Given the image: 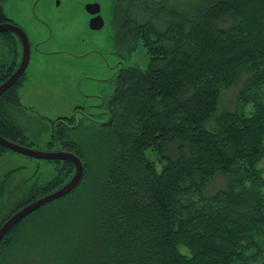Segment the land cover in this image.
<instances>
[{"label": "trees", "instance_id": "1", "mask_svg": "<svg viewBox=\"0 0 264 264\" xmlns=\"http://www.w3.org/2000/svg\"><path fill=\"white\" fill-rule=\"evenodd\" d=\"M111 14L115 52L140 45L148 62L117 71L104 112L53 121L48 147L84 167L67 196L85 190L88 203L60 264H264V0H115ZM17 61L0 68V84ZM24 80L0 96V136L21 146L28 138L9 108L21 107ZM238 83L228 110L222 95ZM45 161L53 177L12 187L6 219L72 177L71 163ZM63 198L8 231L0 264L20 230Z\"/></svg>", "mask_w": 264, "mask_h": 264}, {"label": "rangeland", "instance_id": "2", "mask_svg": "<svg viewBox=\"0 0 264 264\" xmlns=\"http://www.w3.org/2000/svg\"><path fill=\"white\" fill-rule=\"evenodd\" d=\"M57 1L60 2L59 6H56ZM83 1L40 0L34 9L37 17L30 4L33 0L1 1L5 13L21 22L32 40L43 41L40 49L48 52L38 53L31 49L25 80L17 89L21 107L9 108L12 120L28 138L24 145L26 148L41 152L56 151L48 147L53 121L58 117L71 116L76 121L81 120L83 115L75 110L77 107H84L91 112V116L104 112L100 104L111 97L116 86L114 77L117 71L127 66L144 68L148 62V56L140 45L129 56L115 52L112 46L110 0H100L104 26L96 31L89 28V17L81 10ZM37 18L46 23L45 26ZM52 52L55 53L49 54ZM12 56L10 44L0 37V68L9 66ZM239 85L223 93L224 108L234 109ZM54 166V163L42 159L4 151L0 155V185H4L2 177L8 172L10 179L2 187L0 208L3 213H0V220L6 217V212L18 196V192L12 194L10 189L18 182L29 186L34 180L43 183L51 179L55 174ZM258 167L263 169L264 176V158ZM81 193L78 196L66 195L39 211V215L20 230V239L5 250L1 264L62 263L64 246L72 236L68 229H73L72 225H75L72 219L82 215L87 208V195ZM4 221H0V226ZM76 222L80 224L81 221Z\"/></svg>", "mask_w": 264, "mask_h": 264}, {"label": "water", "instance_id": "3", "mask_svg": "<svg viewBox=\"0 0 264 264\" xmlns=\"http://www.w3.org/2000/svg\"><path fill=\"white\" fill-rule=\"evenodd\" d=\"M93 6V5H92ZM91 14L97 13V10H90ZM104 25V22L100 16H96L90 19L88 26L91 30H100ZM11 31L20 39L22 44V55L20 63L16 70L3 82L0 84V96L10 87H12L16 81L23 75L25 72L29 60H30V43L27 38L26 33L19 27L11 24H0V33ZM0 146L6 148L7 150L34 158L42 160H62L71 163L74 166V173L72 177L63 184L60 188L47 194L43 197H40L33 202L25 205L20 208L18 211L13 213L9 218H7L3 224L0 226V241L6 235V233L20 220L26 217L31 212L37 210L43 205L55 201L59 198H62L69 193H71L80 183L83 176V165L78 156L73 153L65 152L61 150L41 152L26 148L19 144L13 143L0 136Z\"/></svg>", "mask_w": 264, "mask_h": 264}, {"label": "flooded vegetation", "instance_id": "4", "mask_svg": "<svg viewBox=\"0 0 264 264\" xmlns=\"http://www.w3.org/2000/svg\"><path fill=\"white\" fill-rule=\"evenodd\" d=\"M40 0H33V2L32 3H30L31 5H32V12H33V14L35 15V17H37L36 16V14H35V11H34V9H35V7L37 6V3L39 2ZM115 0H110V4H109V12L111 13V11H112V9H113V2H114ZM22 3H24V2H22ZM60 5V2L59 1H57V3H56V6H59ZM93 5V6H92ZM81 10H82V12H85L87 15H88V23H89V21H90V19L91 18H93V17H96V16H100L101 18H102V20H103V15H102V4L100 3V0H84L82 3H81ZM90 10H97V13H95V14H91L90 13ZM7 15V14H6ZM111 15L112 14H110V23H111ZM7 18H8V20H7V22L6 23H1V24H11V25H15V26H17V27H19V28H21L25 33H26V35H27V38H28V40H29V43H30V49H34L36 52H38V53H47L48 54V52H45V51H42L41 49H40V46H41V44H43L44 42L43 41H41V40H32V38H31V35H30V33H29V31L22 25V23L21 22H18L17 20H15L14 18H11V17H9L8 15H7ZM38 19V18H37ZM38 22H40L43 26H45V24L46 23H44V22H42L40 19H38L37 20ZM103 22H104V20H103ZM104 26V25H103ZM102 29V28H101ZM8 34L10 37H8V39H9V41L5 38V37H3V36H0V37H2L4 40H6L9 44H10V46H11V48L13 47V46H15L16 48H17V50H18V47H19V50H18V52L20 53H18L17 51H16V56L14 55V52L13 51H11V49H10V51L13 53V56L11 57V62L15 59V57H18V61H17V65H16V67H15V70H16V68L18 67V65H19V63H20V59H21V55H22V44H21V41H20V39L16 36V34H14L13 32H11V31H7V32H2V33H0V34ZM13 49V48H12ZM55 52H52V53H49V54H54ZM30 54H31V51H30ZM31 56V55H30ZM80 57H82V56H80ZM83 57H85L84 55H83ZM78 58V57H77ZM29 64V63H28ZM28 67V66H27ZM27 69V68H26ZM14 70V71H15ZM13 71V72H14ZM26 71V70H25ZM23 74H25V72L23 73ZM105 78V77H104ZM103 78V79H104ZM18 81V80H17ZM16 81V82H17ZM3 83V82H2ZM101 105V104H100ZM78 113H80V114H82V115H84V116H86V117H89V118H92V116L90 115L91 114V112L90 111H88V110H86L84 107H77L76 109H75ZM94 114V113H93ZM8 179H10V172H8V173H6L3 177H2V182H4V181H7V183H8ZM2 210V208H0V213L2 214L3 212L1 211Z\"/></svg>", "mask_w": 264, "mask_h": 264}]
</instances>
